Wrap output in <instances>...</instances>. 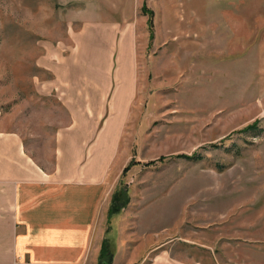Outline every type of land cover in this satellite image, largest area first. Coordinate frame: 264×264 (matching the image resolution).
I'll use <instances>...</instances> for the list:
<instances>
[{
  "label": "rangeland",
  "instance_id": "374dc122",
  "mask_svg": "<svg viewBox=\"0 0 264 264\" xmlns=\"http://www.w3.org/2000/svg\"><path fill=\"white\" fill-rule=\"evenodd\" d=\"M104 43L132 95L89 264H264V0H0V121L40 168L68 122L48 51Z\"/></svg>",
  "mask_w": 264,
  "mask_h": 264
},
{
  "label": "crops",
  "instance_id": "0c3cea01",
  "mask_svg": "<svg viewBox=\"0 0 264 264\" xmlns=\"http://www.w3.org/2000/svg\"><path fill=\"white\" fill-rule=\"evenodd\" d=\"M80 42L87 49L91 38ZM116 48V60L105 43L83 59L48 51L43 65L52 76L43 95L58 100L68 120L56 128L51 169L40 168L24 139L0 121V264H89L96 257L97 224L104 212L110 219L102 203L114 139L132 95L129 60Z\"/></svg>",
  "mask_w": 264,
  "mask_h": 264
},
{
  "label": "trees",
  "instance_id": "16d2710c",
  "mask_svg": "<svg viewBox=\"0 0 264 264\" xmlns=\"http://www.w3.org/2000/svg\"><path fill=\"white\" fill-rule=\"evenodd\" d=\"M257 122H255L252 126H250V129H255L257 126ZM194 158H198V156H196V155H194ZM160 159H162V158H160ZM152 162H150V164H151ZM105 243V242H104Z\"/></svg>",
  "mask_w": 264,
  "mask_h": 264
}]
</instances>
